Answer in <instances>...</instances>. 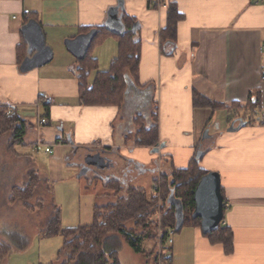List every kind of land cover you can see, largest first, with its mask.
<instances>
[{"label":"crops","instance_id":"0c3cea01","mask_svg":"<svg viewBox=\"0 0 264 264\" xmlns=\"http://www.w3.org/2000/svg\"><path fill=\"white\" fill-rule=\"evenodd\" d=\"M175 1L184 19L178 26L177 46L163 48L160 32L167 24V1L125 0L123 18H132L140 26L136 34L141 40V63L138 82L127 76L130 87L123 106L117 108L80 105L77 70L81 61L64 45L66 40L87 34L88 29L105 27L108 13L118 0H0V104L16 107L30 122L32 126L25 138L30 148L39 143L52 146L49 161L53 178L62 168L65 154V163L80 169L77 179L91 175L106 189L110 180L128 182L133 163L140 161L145 170L155 159L150 148L136 146V137L133 138L138 132L137 111L144 104L140 91L153 84L161 107L160 146L162 142L168 144L161 154L169 157V165L184 169L200 147L204 152L200 168L221 177L226 207L223 225L234 233V252L226 255L223 246L212 245L200 228H183L173 236L172 264H264V123L240 126L238 120L233 124L236 131L229 132L228 112L212 116L193 106L194 90L227 105L244 104L251 90H259V118L264 120V0ZM31 20L41 26L54 58L24 74L19 70L18 53L29 56L22 29ZM112 28L123 31L126 26L115 21ZM91 48L88 53L97 61L99 71H108L118 55L117 38L110 35ZM94 77L95 72L90 83ZM45 98L51 99L49 105H42ZM29 106L35 107L37 113L42 108L47 110V125H40L39 120L31 123V112L24 115L25 110L20 108ZM196 111L208 113L203 130H209L212 136L206 150L202 149L201 140L194 139ZM221 114L226 118L225 127L218 117ZM51 121L63 124L59 131L68 125L72 144L70 140L66 143L63 135H52L47 128ZM151 124L152 121L147 122L148 127ZM69 147L72 152L66 157ZM94 154L103 159L119 156L125 168L115 166L117 175L97 173L94 166L86 170V160ZM110 161L104 159L102 168H110ZM1 188L5 192L10 187L0 184ZM121 243V264H155L153 259L137 254L142 261L130 256L125 261L123 251L127 244L122 238Z\"/></svg>","mask_w":264,"mask_h":264},{"label":"trees","instance_id":"16d2710c","mask_svg":"<svg viewBox=\"0 0 264 264\" xmlns=\"http://www.w3.org/2000/svg\"><path fill=\"white\" fill-rule=\"evenodd\" d=\"M166 1L167 24L160 32L161 47L163 48L167 45L177 46L178 26L184 19L177 2L175 0ZM123 22L126 26L123 35L109 31L106 26L96 28L98 34L92 43V48L110 35L117 38L118 55L112 60L108 71H99L98 63L90 57V53L87 54L84 61L78 62L79 103L82 107L121 108L128 89L127 76L132 81L138 82L141 40L138 34L131 32L136 21L124 16ZM91 30L88 29L86 33ZM24 46L27 47L25 42ZM175 50L170 55H173ZM25 57L26 53H18L19 67ZM94 72V80L90 83V76ZM193 106L195 109L211 112L212 116L219 112H228L230 126L238 120L247 125H254L260 121L264 123L263 118H259V113L262 112V98L259 90H251L246 103L235 102L230 105L214 102L194 90ZM158 117L157 112L155 116L152 115L154 124L151 127L146 126V120L141 115L136 118L139 127L135 135L136 146L150 148L152 151L161 144ZM211 120L212 117L209 123ZM31 126L30 122L18 113L16 107L0 104V136L8 135L9 151H14L17 147H31L25 142ZM199 148L198 146L197 150ZM197 150L188 167L177 169L171 164L170 171L159 176L151 191L130 187L124 180L108 181L105 184L108 193L104 196L113 198L115 201L106 205H96L91 225L63 228L61 210L58 206H54V215L41 231L40 237L42 239L56 237L64 239V244L57 255L58 261L65 258L62 264H121L119 259V251L122 246L121 238L135 254L153 259L155 264H158L157 246L146 250L142 244L146 240L154 241L157 238L158 226L154 217L159 211L160 202L162 203L160 211L163 214L161 244L164 246L167 243L171 231L177 233L175 230V207L167 202L172 192L184 207L183 228L201 229V219L193 218L196 206L194 196L201 178L210 172L200 168L201 158H196ZM202 154H204L203 151ZM27 179L24 186L12 188L10 202L11 204L20 202L28 211H42L45 207L43 200L39 199L35 204H31L41 181L38 172L30 171ZM225 210L224 203V212ZM130 224H132L131 227ZM204 236L212 245H222L226 255H231L234 252V233L230 227L224 226L223 222L215 231L204 234ZM170 252V247H165L161 255L167 261L166 264H172ZM11 254V248L1 243L0 264H5Z\"/></svg>","mask_w":264,"mask_h":264},{"label":"rangeland","instance_id":"374dc122","mask_svg":"<svg viewBox=\"0 0 264 264\" xmlns=\"http://www.w3.org/2000/svg\"><path fill=\"white\" fill-rule=\"evenodd\" d=\"M55 62L54 64H57L58 60ZM126 80L129 88L130 80L127 78ZM140 93L143 96L144 104L138 108L137 115L144 117L146 126L148 121H152L151 126H153L152 115L155 116L157 112L160 117L161 114L160 100L159 95L157 96L156 87L153 84H149L143 91H140ZM153 97H155L154 102H152ZM20 108L25 110L24 115H28L26 111L31 112L32 118L30 121L33 124L38 120L48 119L47 110L45 108H42V112L39 113H37L35 107L32 106ZM195 114L194 139L195 141L201 140L200 145L202 149L206 150L209 146L210 139L205 138V130L203 129L206 119L208 118V113L206 111H196ZM218 117L225 127V116L221 114ZM62 127L63 124L58 121H51V124L47 126V128L51 130L52 135H63V139L68 143V125H65L64 131H59ZM137 128H139L138 123ZM135 135L133 134V138H135ZM211 136L212 132H209V137ZM44 140L45 143L49 144L45 138ZM8 141V135L0 136V184L5 187L7 185L10 187L5 192H3V188L0 190V244L8 245L12 250V254L5 264H62L65 258H61L58 261L57 255L64 244V239L62 237L53 239H42L40 237L41 231L54 215L53 207L58 206L61 210L63 228H76L81 225L86 226L93 223L94 207L96 205H106L108 203H113L115 200L108 197L104 199L105 196L101 198L103 194L108 193L107 189H104L101 183H97L91 175H89V178L83 175L81 179H77L80 169L65 163V154L63 155V166L54 173L57 177L53 178L49 161L50 156L45 152V148L49 145L40 143L39 151L28 147H17L14 151H9ZM162 145L168 146L166 142H162ZM164 150L165 148L163 150L161 148L159 153H152L151 151L155 159L151 160L145 166V170L142 171L134 166L128 175L129 180L127 185L130 187L144 188L148 191L153 190L159 176L170 171L169 157L161 154V151L163 152ZM71 152L69 147L66 157L71 155ZM96 157L97 154H94L92 158L95 163L97 162ZM108 158L114 161V165L110 168H102L103 163L98 165L94 164V167L98 169L97 173L112 174L115 172L117 175L119 174V170L115 171V166H124L125 168V163L119 156L114 157L109 155L104 159L108 161ZM138 162L140 163V161ZM32 170L38 172L41 181L31 204H35L39 199L43 200L45 207L42 211H28L20 202H16L15 204H11L10 202L12 188L24 186L28 180L27 175ZM161 206L162 203L160 202L159 211L154 217L156 225L158 226L156 230L157 238L154 241L146 240L142 244L143 248L146 250L156 245L158 254L160 252V244L163 237L161 229L163 220V214L160 211L162 208ZM131 226L132 224H130V227ZM129 256L134 260H143L142 257L137 256L129 246L126 245L123 251V259L128 261Z\"/></svg>","mask_w":264,"mask_h":264},{"label":"water","instance_id":"95a60500","mask_svg":"<svg viewBox=\"0 0 264 264\" xmlns=\"http://www.w3.org/2000/svg\"><path fill=\"white\" fill-rule=\"evenodd\" d=\"M124 3L125 0H118L117 6L109 11L108 20L106 22V28L118 35H123L125 29L123 31L113 30L112 24L116 21L124 28ZM139 28V24L134 23L131 28V32L136 34ZM22 33L29 46V56L25 58L19 70L21 73L26 74L50 63L54 58V51L46 44L44 32L36 21L31 20L28 24H26V26H24L22 29ZM97 34V30H91L89 33L80 35L76 39L66 40L65 46L68 52L72 54L78 61H84ZM242 125H244V122L241 121L240 126ZM236 129L237 128H235L234 125H231L228 131L234 132ZM205 138H210L209 130L205 131ZM69 140L72 144L73 142L70 137ZM163 147V145L155 147L152 150V153H159L160 149ZM201 156L202 151L198 149L196 158L199 159ZM96 158V163L92 160V158L86 160V165H88V167H85L86 170H89L90 166H95L94 164H101L104 160L101 158L100 154H98ZM194 200L196 206L193 213V218L201 219V229L203 234H209L215 231L219 225L222 224L225 215L221 177L218 173L210 172L201 178L195 190ZM167 202L168 204L175 207V230L178 232L184 226L185 215L183 204L181 201L175 198L174 192L170 194Z\"/></svg>","mask_w":264,"mask_h":264},{"label":"built area","instance_id":"2783aa9c","mask_svg":"<svg viewBox=\"0 0 264 264\" xmlns=\"http://www.w3.org/2000/svg\"><path fill=\"white\" fill-rule=\"evenodd\" d=\"M264 80V78H263ZM51 103V99L50 98H45L43 101H42V105H49ZM48 121L47 119H42L40 121V125L44 126V125H47ZM41 145L40 143L34 148L36 151H39L40 149V146ZM45 152L48 153V154H52L53 153V148L52 146H47L45 148ZM174 231H171L169 233V237H168V240H167V243L163 246L162 244H160V252H159V260H158V264H166V260H164L162 258V254H163V250L165 249V247H171L172 244H173V236H174Z\"/></svg>","mask_w":264,"mask_h":264},{"label":"flooded vegetation","instance_id":"af4514ba","mask_svg":"<svg viewBox=\"0 0 264 264\" xmlns=\"http://www.w3.org/2000/svg\"><path fill=\"white\" fill-rule=\"evenodd\" d=\"M111 160H112V159H111ZM134 164H135V163H133V167L135 166L137 169H140V170H142V171L144 170V166H143L142 164H140V163L137 164V165H136V164L134 165ZM109 165L113 166L114 163H113L112 161H110V162H109ZM130 169H131V167H130V165H128V166H127V170H130Z\"/></svg>","mask_w":264,"mask_h":264}]
</instances>
